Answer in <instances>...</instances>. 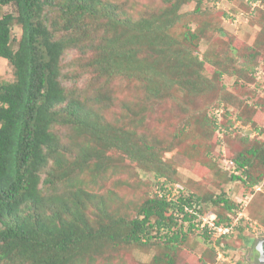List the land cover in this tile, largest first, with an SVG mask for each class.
Listing matches in <instances>:
<instances>
[{"label":"trees","instance_id":"1","mask_svg":"<svg viewBox=\"0 0 264 264\" xmlns=\"http://www.w3.org/2000/svg\"><path fill=\"white\" fill-rule=\"evenodd\" d=\"M165 1L153 9L145 3L140 9V3L133 16L132 0H0V7H14L0 16V57L12 65L14 75L12 81H0V264H98L100 258L113 264L111 257L118 258L114 253L132 244L160 243L173 251L183 239L193 213L181 203L177 221L165 201L147 195L135 203V217L129 219L112 214L93 189L103 187L110 150L160 173L162 164L155 162L161 153L179 146L175 137L162 143L139 131L145 128L144 99L163 101L175 88L183 93V101L177 102L183 109L186 101L200 94L224 97L223 75L238 79L252 72L257 58L264 57V0H240L244 10L233 13L232 19L242 14L258 31L251 44L244 43L245 60L240 66L234 64V50H238L232 33L221 35L217 43L228 56L211 58L204 53L198 59L193 51L207 26L200 23L192 28L191 19H184L187 12L181 11L188 1H193L196 13L204 3L219 8L222 2L237 0ZM14 24L20 27L17 38L11 32ZM69 53H75L72 65L65 63ZM206 62L214 67L210 80L202 74ZM78 69L86 83H77ZM118 79H136L143 95L136 92L128 100L119 99ZM115 103L122 105L121 115L110 122L105 112ZM220 105L221 101L212 107ZM263 107L264 99H257L236 111L235 117L249 125L257 108ZM225 114L233 125L234 114L227 107ZM186 122L178 126L180 132ZM203 123H210L214 135L212 119L205 115ZM242 133L239 129L234 155L227 150L226 157L216 156L233 162L239 172L224 173L242 182L251 194L264 179V150ZM216 142L214 137L212 143L206 141L204 157L213 159ZM188 191L184 204H196L200 213L212 210L205 207L202 195ZM210 199L223 209L216 211L220 222H227L238 207L224 193ZM204 237L210 240V235ZM109 252L111 257L105 258ZM163 258L173 264L169 253L163 252Z\"/></svg>","mask_w":264,"mask_h":264},{"label":"rangeland","instance_id":"2","mask_svg":"<svg viewBox=\"0 0 264 264\" xmlns=\"http://www.w3.org/2000/svg\"><path fill=\"white\" fill-rule=\"evenodd\" d=\"M134 4V14L136 16V8L141 4L149 7H156L159 4H165V0H132ZM219 8H215L213 3H204L201 10L193 13L194 9L193 1H188L181 5V11L187 12V16L184 19H191L189 25L193 28L196 25L205 24L207 28L198 41L197 48L193 51L198 59L203 58V54L206 53L208 57L215 58L217 55L228 56L227 49L217 45L221 35L227 36L232 33L236 35L233 46L238 51L234 50L233 54L235 61L234 64L240 66L245 60L242 56L244 52L242 50L244 43L251 44L258 33L257 28L253 26L249 19L245 18L242 14L237 18H231L223 14L222 9L237 14L244 10L240 0L228 1L223 3ZM153 7L151 9H153ZM13 5H5L0 7V14L6 11L13 10ZM129 11H133L131 8H127ZM224 16V18H222ZM215 27L220 29L215 30ZM181 30V27L179 31ZM12 34L17 38L20 34V27L18 24H14L11 30ZM15 45V44H14ZM219 48L221 50H219ZM240 49V50H239ZM240 54V55H239ZM75 53H69L65 63L72 65ZM68 68H66L67 70ZM252 72L244 73L238 77L223 75L221 83L225 89L223 95L217 96V93L210 92L207 94H200L193 97L191 100L186 101V106L183 109L178 108L177 102L183 101L182 94L175 88L170 90V94L165 97L163 101H153L148 103L144 99L143 104L146 105V111L143 124L145 128L139 129V131H145L149 133V138H157L162 143L175 137L179 140L180 144L177 148L171 151L162 152L160 159L155 164H162L161 172L167 177L174 178L182 182L190 191L198 193L204 197L205 207L214 210L215 212L223 211L220 204H215L210 198L224 193L225 197L231 199L234 203L242 201L241 198L247 196L248 203L244 210L248 216L258 221L264 227V194H255L252 199L247 189L243 188L242 182H235L228 177V171L225 170L220 161H226L228 158L219 159L216 156L220 153L221 157H226L227 150L234 153L238 150V138L239 128L231 127L230 134L224 135V128L211 131L210 123L204 124L203 120L206 116H209L214 123L224 121V125L233 126L231 117L225 114L221 115L219 119H213L210 114L212 106L221 101L225 107L232 109L231 113L236 115V111L239 112L243 107L255 102L257 99H264V57L257 58L256 64L251 68ZM214 72L213 65L205 63L202 69V74L207 80L212 79ZM81 69L77 70L78 75L81 77L77 83H86L85 74H80ZM13 68L11 64L4 58L0 57V81H12ZM215 79V78H214ZM120 80L116 83L120 89L118 93L119 99L128 100L131 96H134L136 92L139 95H143L144 88L137 82L136 79L128 82L127 80ZM64 83H70L65 81ZM119 84V85H118ZM134 84L138 87L137 91ZM219 84V82H218ZM147 98V97H146ZM109 111L105 112V117L108 121L114 122L121 115V104L115 103ZM253 108V107H252ZM255 117L252 123L244 127V133L242 135H248L249 140L257 141L261 150H264V107L257 108L255 111ZM252 117V116H251ZM235 118V117H234ZM184 132L178 130V126L181 123H187ZM127 124L128 120H126ZM256 127V130H252ZM60 133H67V130L58 128ZM247 130H251L249 132ZM250 135H253L250 137ZM218 138V142L214 147L215 157L203 156L204 144L208 140L212 143V139ZM219 141H222L224 154L219 150ZM199 147H193L198 145ZM75 151V149H74ZM109 161L107 170L103 172V187L97 186L93 189L95 194L103 196L105 199L108 210L118 216L128 217L129 219L135 217L137 208L135 203L140 202V199H144L147 195H152L150 186V177L156 173L153 170H148L140 167L134 160H129L121 152L116 150H110ZM258 161V159H254ZM138 163V162H137ZM256 167L260 169V162H256ZM227 171V174L224 173ZM107 191V192H106ZM246 199V198H245ZM258 201L262 202L260 205ZM116 213V214H115ZM248 226L240 224L235 228L230 235L224 238V254L223 258L217 260L216 254L210 252L209 245L206 244L200 237L188 234L181 241L176 243V248L172 251L171 248H165L163 244H151L139 246L132 244V246L125 247L114 255L117 257H111V252L104 255L105 258L111 257L113 264H166L163 258V252H167L172 256L173 264H264L258 259L256 246L258 240L264 237H253L254 234L247 229ZM154 256L161 257L162 260H153ZM98 264H106V259H99Z\"/></svg>","mask_w":264,"mask_h":264},{"label":"clouds","instance_id":"3","mask_svg":"<svg viewBox=\"0 0 264 264\" xmlns=\"http://www.w3.org/2000/svg\"><path fill=\"white\" fill-rule=\"evenodd\" d=\"M217 6H220V3L217 2ZM226 12L229 13L228 16L232 18L233 13L230 12V10L226 11ZM0 16H1V14H0ZM222 18H224V16H222ZM216 108L221 109V113L219 115V118L225 112L223 104L220 106L212 107V109L210 110V114H211V117L213 119H219L216 117V115L214 113V110ZM230 110H232V109H230ZM235 116L232 117L234 123H233V126H231V127L239 128L241 130H245V133H247L246 129L244 127H246L248 125L241 124L240 120ZM214 124L216 126L215 130L216 129L219 130L222 127L224 128V131H223L224 135H226L227 132H230L229 131L230 128H227L223 124V121H219L218 123H214ZM247 131L252 132L251 130H247ZM247 134H250V133H247ZM251 136H253V135H250V137ZM262 138L264 139V135L262 136ZM215 140H217V142H218V138H216ZM216 143H215V145H216ZM219 150L221 151L222 154H224L222 141H219ZM212 151H213V155H214L215 154L214 148L212 149ZM214 157H215V155H214ZM220 163L222 164L223 168L229 172L228 175H230L231 173L236 174L239 172V171H237V169L235 167H233L234 166L233 162H231L229 158L226 161H220ZM240 169L242 170V168H240ZM182 185H183L182 182H180L174 178L167 180L166 175L152 174L150 177V186H151L152 195H154L156 198L162 199L163 201H165L168 204V211L174 219H177V221H178L179 214L177 212L178 211L177 204H179V203H181L183 205L185 211L193 213L192 216L190 217V221L188 222L189 226L187 228H185V230H184V233H185L184 237L188 234H193V235L200 237L206 244L209 245V247L213 248V251L216 254L217 260H220V258L224 254V246H225V244L223 243L224 238H226L228 235H230L232 233V231L235 228H237L240 224L243 223L246 226H248L247 229L254 234L253 237L262 236L264 234V227L258 221L253 219L251 216H248L246 214V211L244 210V208L246 207V205L248 203L247 196L245 197L246 199L241 198L242 201L238 202V207L233 208V214L231 216H229V218L227 219V222H220V221H217V215H216V212L214 210H210V211L208 210L207 212H204V213L201 212L200 213L199 210L196 209V206H197L196 204H192L191 207L189 204H184L183 203L184 197L186 195H189L188 194L189 191L187 188L183 187L184 185L183 186ZM253 189H254V192L249 194L250 199L253 197L254 193H256V192H258V193L264 192V179L259 181L257 184H255L253 186ZM238 212H240L241 215H238ZM235 219H236V222L233 224L231 230H229L228 232L221 233L219 236H213L209 232V227H208L209 221H212L216 225L223 224V225L227 226L231 222H233ZM206 234L210 235L209 241L205 240L204 235H206ZM217 241H219V242L217 243ZM260 244H262L263 248H264V237L258 240L257 246L255 248L256 251H257V248L260 246Z\"/></svg>","mask_w":264,"mask_h":264},{"label":"built area","instance_id":"4","mask_svg":"<svg viewBox=\"0 0 264 264\" xmlns=\"http://www.w3.org/2000/svg\"><path fill=\"white\" fill-rule=\"evenodd\" d=\"M214 113L216 115L217 118H219V115L221 113V109L216 108L214 110ZM238 215H241L240 212H238ZM236 222V219L231 222L229 225L225 226L223 224L220 225H216L215 223H213L212 221L208 222V227H209V232L213 235V236H219L221 233H225L228 232L229 230H231L233 224Z\"/></svg>","mask_w":264,"mask_h":264},{"label":"water","instance_id":"5","mask_svg":"<svg viewBox=\"0 0 264 264\" xmlns=\"http://www.w3.org/2000/svg\"><path fill=\"white\" fill-rule=\"evenodd\" d=\"M257 255L259 260L264 262V248L262 244L257 248Z\"/></svg>","mask_w":264,"mask_h":264},{"label":"crops","instance_id":"6","mask_svg":"<svg viewBox=\"0 0 264 264\" xmlns=\"http://www.w3.org/2000/svg\"><path fill=\"white\" fill-rule=\"evenodd\" d=\"M261 194H264V192H260ZM258 203L260 204V205H263V203L262 202H260V201H258Z\"/></svg>","mask_w":264,"mask_h":264}]
</instances>
